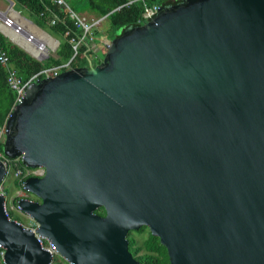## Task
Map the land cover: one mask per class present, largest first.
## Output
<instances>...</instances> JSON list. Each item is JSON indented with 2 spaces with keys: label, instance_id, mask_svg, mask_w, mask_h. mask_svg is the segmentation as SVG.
<instances>
[{
  "label": "water",
  "instance_id": "95a60500",
  "mask_svg": "<svg viewBox=\"0 0 264 264\" xmlns=\"http://www.w3.org/2000/svg\"><path fill=\"white\" fill-rule=\"evenodd\" d=\"M5 125L3 155L45 170L20 206L66 262L139 264L145 227L169 264H264V0H184L33 82ZM4 203L3 263L49 264Z\"/></svg>",
  "mask_w": 264,
  "mask_h": 264
},
{
  "label": "trees",
  "instance_id": "16d2710c",
  "mask_svg": "<svg viewBox=\"0 0 264 264\" xmlns=\"http://www.w3.org/2000/svg\"><path fill=\"white\" fill-rule=\"evenodd\" d=\"M14 6L23 7L28 11L30 19L38 27L42 28L51 37L59 39L56 58H47L44 62H37L25 52L7 42L0 35V41L3 50L6 52L10 65L17 71L18 76L23 82L27 81L32 75L38 73L45 68H51L66 63L72 57V50L68 44L69 37L80 35L73 22L69 19L65 12L56 11L55 14L49 12V0H11ZM132 0H72V10L77 14L89 15L94 18L105 17L100 27L105 22V28L102 32L109 39L116 38L123 32H129L138 27V20L141 18L143 8L139 2L129 6L126 4ZM184 0H145L148 6L156 4L160 7V14L168 9H172ZM81 15V16H82ZM55 18V25L49 26L48 21ZM55 38V39H56ZM100 46V45H99ZM101 48V47H100ZM105 51V50H104ZM92 48L83 44L79 53L71 61L73 69L93 67ZM99 64V62L95 63ZM15 101V93L9 88L7 83V72L0 66V126L4 124ZM3 142L0 143V153L2 151ZM4 156V155H3ZM5 157V156H4ZM96 214L103 215V209L95 211ZM142 227L138 232H142ZM128 250L139 264H169L166 250L160 245L158 238L148 233L147 239L141 247L135 246V242L128 238Z\"/></svg>",
  "mask_w": 264,
  "mask_h": 264
},
{
  "label": "built area",
  "instance_id": "2783aa9c",
  "mask_svg": "<svg viewBox=\"0 0 264 264\" xmlns=\"http://www.w3.org/2000/svg\"><path fill=\"white\" fill-rule=\"evenodd\" d=\"M7 1H9V6H7L4 11H0V28H2L0 29V35L8 38L10 41L14 43L12 37L3 31V30H7L8 32H12L16 36L20 37L23 41H30L31 35L30 34L22 35L19 32L20 28L18 26H15L14 20L10 16V11H12L11 7L13 6V2L11 0H7ZM67 1L68 0H49L51 5L49 8V12L51 14H55L56 11L65 12L68 15L69 19L73 22L74 26L80 31V35L78 37L75 36L69 37L68 44L70 45L73 54L71 59L68 60L66 63L51 68H45L39 71L38 73L32 75L27 81L23 82L21 78L18 76L17 71L10 65L9 58L6 52L3 50L0 41V66L3 69H5V71L7 72L8 86L15 93V101L12 108H14L17 102H19L22 99L26 90L31 86L33 82L39 79L53 78L58 76L60 73L64 71L73 70V68L71 67V61L79 53V50L83 44L85 45L88 44L89 48H92L93 50L94 44L97 43L105 51H107V48L110 46L111 39H109L105 35V33L101 32L100 30V24L105 19V17L87 20L83 16L75 13L72 10V8L68 5ZM137 2H139L143 8L141 18L137 22L138 26H141L149 21L154 20L160 14V7L158 5L153 4L148 6L145 0H132L129 1L126 4V6H129ZM55 23H56L55 18L48 21L49 26H54ZM34 47L36 46L34 45ZM46 47L47 46H43L42 48H44L45 51H47ZM92 55H93L92 61L94 59H97V57L94 56L93 52ZM34 59H36L39 62L41 61L43 62V59L40 60L37 57H34ZM6 121L2 126H0V143L3 142L5 134L7 132L5 125ZM0 159H3L4 162L7 164L6 178L8 177V175H12L13 183L17 187V191L15 193L14 198L8 202L6 201V194L4 193L3 187L2 186L0 187V194L3 195L5 198L4 212L8 220L14 221L16 224L20 225L24 230L33 233L34 238L36 239L40 248L50 255L51 261L49 264H70L66 262L62 257L61 258L63 259L64 262H61L59 259H57V256L59 255L55 250L54 245L50 242L48 238L42 237L37 233V229L39 228L38 223L30 215L24 213L20 206V201H29V202H38V203L40 202L36 196L27 192L24 186H25V181L28 178L43 177L45 174L44 168L42 167L29 168L24 166L22 164L21 156L15 159H7L0 153ZM12 213L18 214L19 216L22 217V219L21 220L14 219L12 217ZM4 255H5V249L0 244V264H4L3 263Z\"/></svg>",
  "mask_w": 264,
  "mask_h": 264
},
{
  "label": "rangeland",
  "instance_id": "374dc122",
  "mask_svg": "<svg viewBox=\"0 0 264 264\" xmlns=\"http://www.w3.org/2000/svg\"><path fill=\"white\" fill-rule=\"evenodd\" d=\"M68 5L72 6V0H68L67 1ZM7 6H9V1L7 0H0V10H4ZM70 6V7H71ZM12 10L14 11H17L19 8H17L16 6H12L11 7ZM22 12V11H21ZM22 17H24L26 20L30 21L31 23H33V20L30 19V16L25 13V12H22L21 13ZM79 15H82V14H79ZM84 18H86L87 20H91V19H97V18H94V17H90L89 15L85 14V15H82ZM105 24V22H104ZM101 25L102 26V29L100 27V30L102 32V30H104L105 28V25ZM40 29V28H39ZM42 30V28H41ZM44 30V29H43ZM104 33V32H103ZM47 34H49L47 32ZM50 35V34H49ZM52 36V35H50ZM3 38L9 42L11 45L17 47L18 49H20L21 51L25 52L27 55H29L31 58H33L27 51H25L24 49H22L21 47H19L18 45H16L15 43H13L12 41H10L8 38L4 37ZM53 39H55L56 37H52ZM57 40V38L55 39ZM59 41V39L57 40ZM56 44V42H55ZM58 45L59 44H56L55 47L52 49L50 47H46L47 48V51L46 52V58L43 59V62L46 61L47 58H56L57 59V55H56V51L58 49ZM93 53H94V56L97 57V59H94L93 60V66H96L98 64H95L97 62L101 63L102 60L104 59V56L106 54V51H104L102 48H100L99 44H94V47H93ZM34 59V58H33ZM36 60V59H34ZM37 61V60H36ZM39 62V61H37ZM42 62V61H41ZM2 187L4 189V193L6 194V201H10L11 199L14 198L15 196V193L17 191V187L15 186V184L13 183V177L12 175H8V177L5 179V181L2 183ZM12 217L14 219H18V220H21L22 217L19 216L18 214H15V213H12ZM148 229H144L142 232H138V231H134V232H130L129 235H128V238L129 239H132L134 242H135V246L137 247H141L144 243V241L147 239L148 237ZM57 259H59L61 262H64L63 259L60 257V256H57Z\"/></svg>",
  "mask_w": 264,
  "mask_h": 264
},
{
  "label": "bare ground",
  "instance_id": "6f19581e",
  "mask_svg": "<svg viewBox=\"0 0 264 264\" xmlns=\"http://www.w3.org/2000/svg\"><path fill=\"white\" fill-rule=\"evenodd\" d=\"M11 12V11H10ZM20 28V33L22 35L25 34H30L31 35V39L30 41H23L20 37L16 36L14 33L12 32H8L7 30H3L6 34L10 35L14 41V43L18 44L20 47H22L23 49H25L28 53H30L32 56L37 57L38 59H43L44 57H46V52L45 49L42 48L43 46H47L50 48H54L55 42L49 39H46L42 36H38L36 34H32L30 32H25L26 29L21 25H19ZM2 29V28H0ZM43 33V32H42ZM50 38V37H49ZM51 39V38H50ZM34 45L36 47H34Z\"/></svg>",
  "mask_w": 264,
  "mask_h": 264
},
{
  "label": "crops",
  "instance_id": "0c3cea01",
  "mask_svg": "<svg viewBox=\"0 0 264 264\" xmlns=\"http://www.w3.org/2000/svg\"><path fill=\"white\" fill-rule=\"evenodd\" d=\"M13 6H14V4H13ZM16 7L19 8L17 11L12 10L10 12V16L14 20L15 26H18L19 27V25L22 24V26L26 29L25 32H30L32 34H36L38 36H42V37H44L46 39L52 40L47 35H45L44 33H42V31H40L39 29H37L36 28L37 26L34 23H31L30 21H28L24 17H22V15H21L22 12H25V13L28 14V11L27 10H25L23 7H20V6L19 7L16 6ZM4 10H0V11H4ZM23 34H25V33H23ZM52 41H54V40H52Z\"/></svg>",
  "mask_w": 264,
  "mask_h": 264
},
{
  "label": "flooded vegetation",
  "instance_id": "af4514ba",
  "mask_svg": "<svg viewBox=\"0 0 264 264\" xmlns=\"http://www.w3.org/2000/svg\"><path fill=\"white\" fill-rule=\"evenodd\" d=\"M129 235V234H128Z\"/></svg>",
  "mask_w": 264,
  "mask_h": 264
}]
</instances>
